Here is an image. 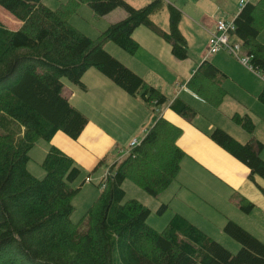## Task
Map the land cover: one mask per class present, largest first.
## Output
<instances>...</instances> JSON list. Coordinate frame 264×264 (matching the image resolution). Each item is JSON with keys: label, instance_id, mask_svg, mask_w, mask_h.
<instances>
[{"label": "trees", "instance_id": "16d2710c", "mask_svg": "<svg viewBox=\"0 0 264 264\" xmlns=\"http://www.w3.org/2000/svg\"><path fill=\"white\" fill-rule=\"evenodd\" d=\"M87 2L97 16L123 8L126 16L94 39L75 27L69 15ZM20 21L11 29L0 23V264H264V241L229 219L224 232L241 248L234 253L182 214H174L158 230L149 223L152 209L136 198H127L123 187L130 178L158 198L177 180L187 152L178 143L182 129L160 116L142 141L115 162L97 184L102 190L78 222L73 203L86 181L76 159L52 145L42 162L45 176L29 169L30 152L43 139L53 141L62 132L77 141L89 117L63 94L66 77L88 90L83 76L96 68L132 96L153 106L165 105L168 97L126 66L104 47L112 40L128 53L139 50L134 37L146 26L170 43L172 54L189 57L188 41L180 28L182 11L166 0H152L136 7L126 0H68L51 8L44 0H0ZM169 10L170 29L156 24L153 16ZM232 35L241 42L252 69L264 79V0L249 1L234 18ZM233 37V38H234ZM228 75L206 59L194 71L188 88L214 106L228 94L223 83ZM264 102V89L260 94ZM170 108L188 122L199 115L178 96ZM233 119L252 138L243 143L216 126L210 138L250 169V179H264V149L254 135L255 123L248 114ZM106 158L98 161L102 164ZM98 167H95V170ZM264 195V187L258 185ZM248 213L254 204L239 200ZM158 214L169 205L161 203Z\"/></svg>", "mask_w": 264, "mask_h": 264}, {"label": "rangeland", "instance_id": "374dc122", "mask_svg": "<svg viewBox=\"0 0 264 264\" xmlns=\"http://www.w3.org/2000/svg\"><path fill=\"white\" fill-rule=\"evenodd\" d=\"M126 1L136 7H143L152 2V0ZM166 1L172 3L182 11L180 28L188 41V58L184 60L176 58L172 54L170 43L165 41L146 26H139L134 31V37L141 44L139 50H137V52L134 54L126 52L112 40L104 41V47L108 52L118 58L126 66L134 70L137 74L142 76L149 86H156L168 97L169 101L165 105H158L157 107L153 105L149 106L148 109L150 117L146 119L147 122L145 121V129L147 128L148 130V128L155 124L160 116H164V108L166 105L168 106L170 104L171 100L177 97H175V94L182 93L181 97L199 112L194 126L206 128L209 124H215L217 126H221L225 130L230 129L233 132H236L235 130L237 129L246 134V130H244L233 119V116L236 114V110H238V113L241 115L245 114V112H249L255 123L254 134L257 138H260L264 142V102L260 99V94L264 89V80L262 76L256 73L252 68H246L237 57L230 54L226 50H221L218 53L210 54L209 40L211 34L208 31V24L205 21V17L211 16V13L216 12V8L220 7L222 9V13L215 21L222 19L226 20L227 22H231L241 10L240 0ZM249 1L250 0H246V2ZM251 1L255 2L256 0ZM67 2L68 0H44V3L47 6L54 9L60 7L62 3ZM125 16L126 12L123 8H117L104 16H97L93 8L87 2H84L78 6L76 12L69 15V19L70 22L81 32L91 38L96 39L110 26V24L123 19ZM153 20L164 30L168 31L170 29L169 10L167 8L154 15ZM0 23L11 29H16L20 26V21L2 6H0ZM232 40L239 42L236 37H234ZM259 40L264 43V29L259 35ZM240 54L242 57H247V54L244 50H242ZM207 57L209 60H213V62L219 66L223 72L227 73L229 78L231 77L228 80L231 82H227V84L230 85L228 90H230L231 95L227 94L219 106H214L203 98L192 97L183 91L182 86L177 88V82L187 85L188 81L193 75L194 68L199 66L198 64L202 62L201 60ZM245 69L252 71L255 75L249 74ZM94 73L95 75L96 73L100 74L98 70L91 69L83 76V81L87 87L88 85L89 87L91 86L92 81L89 79V76ZM227 79L228 78H226V80ZM62 80L64 82L63 94L71 98V103L81 106L87 110L90 102L89 98L85 94V91L71 83L66 77L62 78ZM224 84L223 86L226 88V85ZM242 86L246 89V91L242 88ZM104 88L105 86L100 84V89ZM90 92L94 94L93 91ZM158 107H160L161 110H157ZM92 114L93 112L90 113L91 116ZM178 116L180 117L179 114ZM138 118H140V116ZM138 118L130 116L129 119L134 120L135 122ZM94 120L96 121L99 119L94 118ZM145 129H140L143 131L137 130L135 132L137 133L136 135L139 138V142H141L146 135L145 133L147 130ZM126 138L128 141L121 144L122 148L120 149L119 147H116L110 157H106L105 161H103L100 165H98V162H96L94 165H88V163L84 164L77 161V163H81L80 165L82 166V174L74 183V185L79 186L81 182H83L88 177H90L91 182L86 181L80 194H78L73 200V203L76 206V211L72 216L74 222L81 220L88 208L99 196L102 188L98 187L97 184L100 183V180L107 174V168L113 162V159H122L128 155L129 150L131 149V140L130 137ZM53 143L59 147L60 145L69 147L78 142H75V140L67 137L62 132H60L58 136L51 142L43 139L38 140L30 152L31 160L28 163V169L38 178H43L45 176V170L41 164L47 154L48 149L54 145ZM77 147L81 149V151L88 150V147L85 144L83 146ZM95 167L98 168L95 170ZM230 172L235 175V178L229 177L226 172H224L225 174L223 173V175L228 180L227 182H234L239 190H244V192L252 196L254 199V201L251 200L252 202L257 203L250 215L240 209L242 211H240V213H244L243 215H245L246 219L244 221L245 225H243V227L264 241V195L258 187V185L264 187V179L258 176L256 177V182L251 180L249 176L247 177L248 171L245 166L239 170L231 169ZM242 177L243 180L240 183L235 181V179L240 181ZM123 187L127 192L128 199L136 198L152 209V214L150 215L148 221L158 230H162L167 225L169 220L175 214L176 210L183 208V204L189 205V212H193V210L198 211L200 214H203L204 217L209 218L214 225L218 224L217 221H213L211 219L209 213H203L202 208L198 206L197 198H194L195 201L189 200L186 196L185 190L181 189L179 185L178 187L171 185V187L158 198L148 194L141 186H139L133 179L130 178L124 182ZM249 188L253 189V191L257 193V196L253 195V192L249 190ZM164 200H172V203L170 204V208L165 210L161 215L158 214V209L160 208V202ZM215 212L216 211H214L213 214H217ZM220 233H216V237L218 238L216 240H218L220 243L223 242L224 244H222L232 252H238L241 248V245L233 238L228 236L224 231H222L223 234Z\"/></svg>", "mask_w": 264, "mask_h": 264}, {"label": "crops", "instance_id": "0c3cea01", "mask_svg": "<svg viewBox=\"0 0 264 264\" xmlns=\"http://www.w3.org/2000/svg\"><path fill=\"white\" fill-rule=\"evenodd\" d=\"M216 12L219 18L220 14L222 13V9L220 7H217ZM216 12L211 13V16L209 17H205L209 32H211L215 28L216 19L214 18V14ZM206 59L209 60V58L207 57L201 61L203 62ZM210 61L213 62V60ZM202 62H200L198 65H200ZM197 67L194 68V71ZM245 67L248 68L247 66ZM91 69L96 68H90L88 69V71ZM245 70L249 74L255 75L252 71H248L247 69ZM88 71H86V73ZM230 78L228 75V79L226 80V82L224 81V83L226 84L223 83L224 85H226V88L225 86L224 88L227 90L228 94H230V90H228V88H230V85L227 84V82H231L228 81ZM89 79L92 81L91 86L89 87L88 85V90H83L85 91V94L89 98L90 102L87 110L72 103L89 117V124L85 128L79 140H77L78 143H74V145L69 147H64L60 144L59 145L60 148L72 155L76 159V161L84 164L88 163V165H94L99 160L110 157L116 147H119L121 149V144L128 141L126 137H130L131 141L133 139H139L136 135L137 133L135 132L140 129H145L147 122L146 119L150 117L148 109L150 105L145 103L140 96H132L128 94L124 89L114 83L102 72H100V74L96 73V75L95 73L91 74L89 76ZM100 84H103L105 88L100 89ZM177 86V88L182 86L183 91L191 95L192 97H199L188 88V85H185L183 83L180 84V82H177ZM242 88L246 91L243 86ZM90 91H93L94 94ZM181 94L177 93L175 94V97H181ZM68 98L71 101V98ZM158 109L161 110L160 107H158L157 110ZM91 112H93L92 116L90 115ZM235 113H238V110H236ZM246 114L251 116L249 112H245V114L242 115ZM163 115L172 123L182 129V135L180 136L178 143L187 152V155L182 160V166L177 180L172 183V186L178 187L179 185L181 189L185 190L187 198L191 201H195L194 198H197L198 206L202 208L203 213H209L211 219L213 221H217L218 224L214 225L209 218L204 217V215L200 214L198 211L193 210V212H189L188 204H183V208L176 210L175 214H182L214 239H218L216 237V233H220L221 230L224 231V226L229 219L238 222L242 226L245 225L244 221L246 219L245 215H243L244 213H240L242 209L240 207L239 200L241 198H246L248 201L250 200L249 202H252L254 201V199L250 194L244 192V190H239L234 182H227L228 180L225 178L223 173L226 172L229 177L235 178V175L230 172L231 169L239 170L245 166L248 171L247 177H250V169L248 168V166L232 156L224 148H222L210 138L211 132L217 125L209 124L206 128H199L198 126H194L195 120L197 121L198 116L195 118L193 123H190L182 116L179 117L178 114L170 108V104L168 106L166 105V107L164 108ZM130 116H134L135 118H138L140 116V118H138L134 122V120L129 119ZM94 118L99 120L95 121ZM145 130H147V128ZM226 130L229 134L231 133L232 136H234L236 139L238 138L243 143H245L244 141H249L252 138V135L247 131H245L247 132L246 135L245 133L237 129L235 130L236 132H233L230 129ZM58 134L54 137V139L58 136ZM257 139L262 141L260 138ZM262 143L264 144L263 141ZM84 144L88 147L87 151H81V149L77 147L83 146ZM263 151L264 149L261 152V156L264 159ZM119 160L121 159L114 158L109 167ZM109 167L107 168V172ZM242 180L243 177L240 181L235 179V181L238 183H240ZM249 190L253 192V195L257 196V193H255L253 189L249 188ZM165 191H163L161 194H163ZM161 203L168 204V208H170L172 200H164L161 201L160 204ZM252 203L255 206L257 204L255 202ZM253 210L254 208L251 210V212ZM214 211H216L215 213H217L218 215L213 214ZM251 212L247 214L250 215ZM222 231L220 234H223Z\"/></svg>", "mask_w": 264, "mask_h": 264}, {"label": "built area", "instance_id": "2783aa9c", "mask_svg": "<svg viewBox=\"0 0 264 264\" xmlns=\"http://www.w3.org/2000/svg\"><path fill=\"white\" fill-rule=\"evenodd\" d=\"M246 0H240V7L246 5ZM219 10V9H218ZM217 10V12H218ZM217 12L214 14V18L218 19ZM215 30L211 31V37L209 40V47H210V54L218 53L221 50H226L230 54L237 57L242 64L247 66L251 69L252 65L250 62L249 57H242L241 51L243 50V47L241 45V42L234 41L232 31L234 32L236 29V25L234 23V20L231 22H227L226 20L219 19L218 21H215ZM140 142L137 139H133L131 141V148L134 146H137ZM130 151V150H129Z\"/></svg>", "mask_w": 264, "mask_h": 264}]
</instances>
